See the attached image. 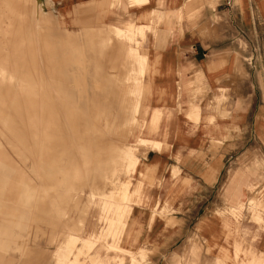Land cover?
Masks as SVG:
<instances>
[{
    "label": "rangeland",
    "instance_id": "1",
    "mask_svg": "<svg viewBox=\"0 0 264 264\" xmlns=\"http://www.w3.org/2000/svg\"><path fill=\"white\" fill-rule=\"evenodd\" d=\"M11 3L12 6L5 13L6 17L0 21V66L7 67V71L0 72V86H3L0 87V95L9 94L8 91L12 90L14 92L11 95L16 93L19 96L23 95L22 97H41L38 88H42V85L37 83L34 75H26L19 85L14 83V79L12 80L11 74L18 72L46 73L45 70H33L30 67L45 66L48 61L39 58V54L36 53L34 57L38 59H33V54L29 51L31 47L25 49L24 44L20 43H27L19 25L24 24L28 16L29 1L11 0ZM196 4V0H190L188 5ZM41 12L42 15L49 16V6L43 5ZM179 18L182 19V15ZM196 18L197 14L193 12L189 15L191 21ZM144 33L146 29H131L129 33L131 36L123 35L120 38L115 37L116 41H111L113 44L126 42L127 46L98 44L95 48L96 52L91 53L95 67L99 64L110 65L112 72L118 68L124 71L122 75L113 76L110 80L116 81L112 89L123 91L120 95L125 102L122 106L126 109H118V104L115 102L103 103V100L99 99L101 96L99 91H94L96 109L83 111L90 113L92 119L96 114L105 115L108 122L107 129L100 136L98 146H92L84 157L74 158L66 168H63L62 174L57 171V176L61 178L59 182L46 181L47 188H42L36 173L37 168L33 163L35 156L33 153L22 152L16 148L17 142L28 143L37 154L40 138L36 130H24L18 136V140L0 134V264H71L75 260L80 264H131L133 255L137 264H201L203 239L198 235H204V231L215 229L224 230V237L214 238V244H218L221 241L219 239H222L229 244L231 241L235 242L238 247L237 250L235 248L233 256L221 251L216 264H239L237 263L239 258H250L258 249L264 247V238L261 237L264 233V151L260 147L255 145L254 156L247 161L246 159L240 161L236 166L241 171L239 173L241 177L251 179L250 185L245 188L244 204L240 207L231 203L215 205L218 197L212 190L196 193L195 197L189 200L192 191H185L178 185L180 172L177 169H173L169 181H162L142 162L141 156L155 147L139 141V136L140 139L144 138L149 127L148 123L147 125L144 123L150 116L146 106L149 95L145 78L148 64L140 62L141 59L138 60L139 55H144L143 46L133 44L136 43L137 37L144 38ZM97 34L94 35L95 42L102 41ZM110 34L113 38V34ZM102 47L104 50L100 55L99 51ZM119 48L124 56L121 57L122 62H119L117 52ZM55 56L58 54L56 53ZM61 62L59 58L53 69H64ZM115 62L121 63V66L117 67ZM16 66L20 69L23 66V69L18 71ZM66 73L69 74L67 69L61 75L55 74L60 95L64 98V92L69 91L71 94L67 93V95L74 97L78 105L87 106L85 95L77 96L73 77L67 76ZM100 79L96 78L92 81L94 88L95 81ZM31 93L32 95H28ZM197 93L196 98L201 96L200 92ZM32 103L26 102L20 105L28 110H34L29 109L28 106L34 107L39 104L35 101L34 105ZM64 104L65 101H62V105ZM192 104L190 111L194 107H199L195 101ZM133 105H138L139 108L143 105V108L131 113ZM215 105L220 107V103H213L210 108L214 109ZM104 106L109 108H97ZM59 110L62 111L60 122L63 125L60 135L78 144L85 135L83 115H75L71 107L68 110ZM1 111L5 112L7 109ZM9 111L13 112L12 109ZM64 113L72 115L68 118L70 122L67 126H64ZM132 115L136 116V120H131ZM190 120L195 122L193 118ZM73 121L78 125L76 133H74L76 126L73 125ZM41 139L44 140V146L48 150L45 155L52 156L63 150L61 144L50 136ZM131 158H137L139 162L128 167V160ZM54 174V169L47 168L43 179H51L56 175ZM19 185L22 186L20 187L22 191L23 188L24 190L30 188L26 195L16 196ZM183 202H186V206L175 205ZM35 207L45 211L47 215L43 214L32 220L31 213ZM55 208L57 212L54 211ZM12 212H16L17 215ZM258 212H261V219L258 218L260 220L253 217ZM208 217H211L210 221H204ZM28 229L30 234L39 233L36 242L31 244L32 250L29 255L24 253L25 250L27 251L28 242H24L23 238L27 234L25 230L27 232ZM39 229L40 232L35 233ZM70 236L95 242L90 249L83 248L82 241H77L69 247L67 239ZM158 246L162 247V251L156 259ZM168 249L171 252L179 249L181 253H176L175 258L170 260L166 255ZM207 253L214 254L212 249H208ZM106 256L108 258L106 262L98 259Z\"/></svg>",
    "mask_w": 264,
    "mask_h": 264
},
{
    "label": "crops",
    "instance_id": "2",
    "mask_svg": "<svg viewBox=\"0 0 264 264\" xmlns=\"http://www.w3.org/2000/svg\"><path fill=\"white\" fill-rule=\"evenodd\" d=\"M50 1L53 2V7H49L50 14L52 11L55 14V21L50 28L52 43L60 46L63 40L57 30L59 24L64 31L74 32L83 47L89 84L83 86L85 89L74 84L75 79L81 76V69L77 66L66 68L69 72L66 75L73 77L77 96L84 94L87 106L78 105L74 97L67 95L69 91L64 92L62 98L57 89L55 74L61 75L66 69H53L60 56H49L46 58L48 64L45 65V72L53 84L42 86L39 90L41 97L49 100L40 101L39 106L29 109H40L43 104L49 110H68L71 106L82 111L96 109L93 96L95 90L101 94L99 99L103 103L115 102L118 109H126L122 106L124 101L120 95L123 91L112 89L116 81L110 80L113 76L122 75L124 71L118 68L112 72L110 65L99 64L95 67L91 53L96 52L98 44L116 47L128 45L126 42L111 43L112 40L116 41L115 28L126 31L144 28V38L137 37L133 45H142L148 59L145 78L149 93L146 106L150 116L147 123L154 111H159L161 115L158 129L148 134L147 128L145 133L147 139L159 144V148L149 149L141 156L142 162L162 181H169L173 169H177L180 172L178 185L185 191H192L189 200L196 193L212 190L218 197L215 205L231 203L240 207L244 204L245 188L250 185L251 179L241 177V171L236 166L240 161H247L254 156L255 145L264 151V0H196L194 6L188 5L190 0H146L142 4L134 0ZM192 12L197 14L194 21L189 19ZM96 33L102 41L95 42ZM117 52L119 62H122L121 57L124 56L121 49ZM119 62L114 64L121 66ZM102 77L107 78L104 89H95L92 81ZM197 92L201 96L196 98ZM52 97L61 99L53 101ZM62 101H65L64 105ZM193 101L199 107L190 111ZM213 103H220V107L215 105L211 109ZM97 108L108 109L109 106ZM87 115L91 116L88 112ZM43 141L40 139V144L44 145ZM61 146L63 150L52 156L45 155L48 151L45 146L44 150H36L37 154L35 150L26 151L33 153L35 161L39 160V171L36 170V173H41L42 179L47 168L55 170L56 175L51 179H43L44 184L46 181L59 182L61 178L57 176V171L62 174L63 168L74 158L88 154L82 152L75 155L68 164L61 166L59 159L64 152V146ZM35 161L33 163L37 168ZM183 204L186 206V202L175 205ZM54 211L58 210L55 208ZM253 217L260 220L261 212ZM209 218L204 221H210ZM29 231L25 230L27 234L23 237L24 242H28L27 251H24L28 255L32 250L31 244L39 237V233L34 235ZM203 233L198 235L203 239L201 264H216L221 251L232 256L235 254V248H238L235 242L229 244L219 239L221 241L214 244V238L224 237V230H207ZM161 249L159 246L156 248V259L161 255ZM182 249L184 253V247ZM208 249H212L214 254H208ZM176 253L181 252L179 249L176 252L168 249L166 255L171 260ZM104 261H108L107 256ZM237 263L264 264V247L250 258H239Z\"/></svg>",
    "mask_w": 264,
    "mask_h": 264
},
{
    "label": "bare ground",
    "instance_id": "3",
    "mask_svg": "<svg viewBox=\"0 0 264 264\" xmlns=\"http://www.w3.org/2000/svg\"><path fill=\"white\" fill-rule=\"evenodd\" d=\"M28 1H29V10H28V14H27L28 16L26 17L24 24L19 25L20 31L23 32V36L25 37L27 43H23V42H20V43L24 44L25 49H27V47H31L29 51L32 52L33 59H36V60L38 59V57H34L35 53L39 54V58H42V59L49 58V56L54 57V55L57 53L58 56H60L59 58H61V60H62L61 65L64 66V69L68 68L69 66L79 67L81 69V76L75 79L74 84H76L77 87H82V88H84L83 86H87L88 83H87V79H86V70H87L86 61H85L84 54H83V47L79 44V41L77 40L76 34L74 32H70V31H66V30L64 31L62 29V25L57 24V30L62 34L63 40H62L60 46H55L51 41V35H50L51 24L53 23L52 21H55V14L52 11V14H50L49 16H46V15L44 16V15H42V12H41V7L43 5L44 6L49 5V7L52 8L53 2L50 0H45V2L43 0H28ZM134 1H136L138 4H142L146 0H134ZM11 6H12L11 0H0V21L3 20L4 17H6L5 13H7L9 11V8ZM141 30H144V28H141ZM129 33H130V31H126L123 29H118V28L114 29V37H117V38H120L123 35H130ZM144 36H145V33H144ZM103 50H104V47H102L101 53H103ZM131 50L135 51L134 48H131ZM43 53H44V56H43ZM121 55H122V53H121ZM139 59H141V61ZM138 60L142 63L148 64V59L145 55H142V56L139 55ZM6 68H7L6 66H0V72L5 71V70L7 71ZM16 69H18V71H19V70L23 69V66L21 67V69L17 68V66H16ZM30 69L46 70V67L35 65V66L30 67ZM27 70H29V68H27ZM144 71H145V69H143V72ZM3 75L4 74H2V76ZM26 75H34L35 79L37 80V83L41 84L42 86H47V85L53 84L52 79L46 77V73L39 72V73L29 74V73L18 72L17 74H11L12 80L14 79L15 80L14 83H16V84L18 83V85L24 81ZM106 81H107L106 77H102V79L95 81V83H94L95 88L99 89V90H103L104 86L106 85ZM118 82H119V80H118ZM111 85H112V83H111ZM23 86H24V84H23ZM38 89H41V88H38ZM23 91H25V90H23ZM26 92H24V93L26 94ZM29 92H32V91H29ZM53 92H55V91L53 90ZM28 95H32V93L28 94ZM34 95H35V93H34ZM50 95H51V93H50ZM20 96L17 95L16 93L11 95V92L9 94L0 95V134L7 135L8 137L11 136V137H14L17 139L18 136L21 134V132H23L24 130L25 131L26 130H36V133L40 139L44 138L45 136L52 137L53 139L57 140L58 142H60L64 146V152H63L62 158L59 159V164H61V166L62 165L65 166L66 164H68L75 155L82 154V152H87L92 146H95V145L98 146L100 144L99 138L102 135V133L104 131H106L107 126H108L107 122L104 119V116L102 114H96L95 118L92 119L91 116H88L86 112L71 106V109H74V111H75L74 114L75 115L82 114L84 117V120H85V122L83 123V125H84V127H83L84 132L83 133H85V135L81 138V140L78 142V144H76L74 142V140L70 141L67 138H65L64 136L62 137L60 135V132H62V127H63V125L60 122V113H62L61 110H59V109H50L49 110V109H47V106H45L44 104H43V106L40 107V109L38 107V109L35 108L36 110L35 109L34 110H28L25 108V106L20 105L21 103H26V102L27 103L33 102L32 104L34 105V101H35V103L38 104L39 101L45 102V101H48L49 99H45L44 97H38V96L37 97L36 96L30 97V98L29 97H22L23 95L21 97ZM56 96H58V95H56ZM51 99L53 101L59 100L58 98L56 99L53 97ZM36 101H38V102H36ZM24 105H27V104H24ZM35 106L36 105H34V107ZM4 107L12 109L13 112H10L9 110H7L5 112L1 111V110H3ZM28 107H30V106H28ZM32 108H30V109H32ZM137 109H139L138 105H133V109H132L131 113H136ZM64 114H65L64 126H67L68 123L70 122V121L68 122V118H70L72 115H69L68 113H64ZM160 115H161V113L159 111L153 112V116H152V118L148 124L149 125L148 134H152L153 132H155L158 129V125H159V121H160ZM131 120H136V116L132 115ZM144 123H146V125H147V121H145ZM144 123H143V125H144ZM53 125H55V126L53 127ZM73 125L76 126L75 130H74V133H76V128L78 125L74 121H73ZM69 131H71L70 127H69ZM94 139H95V141H94ZM12 140L14 141V139H12ZM139 141L144 143V144H150L152 146L159 148L158 143H155L154 141H150L145 136H144V138H141V139L139 136ZM16 144H17L16 148L18 150H22L25 152L26 151H32V149H30L31 147L28 146V143L17 142ZM44 149H45V147H44L43 143L39 144L37 146V150H39V151L44 150ZM0 153H1V151H0ZM32 159H33V157H32ZM34 161H35V159H34ZM137 162H138L137 158H131L130 160H128V167L135 165ZM35 163L37 165L36 170L39 171V160L36 159ZM38 176H39V179L41 182V187L44 189L47 188V186L43 183L42 174L38 172ZM20 187H22V186H20V185L17 186V189L19 191H17L16 196L23 195V194L26 195L28 193L27 191L30 190V188L27 187L25 190L23 188V191H22V189ZM12 214L17 215L16 212H12ZM43 214L47 215L46 212L44 213L39 208H37V207L33 208L32 213H31L32 220H34L37 216H40ZM68 226H69V224H68ZM4 231H6V229H4ZM77 241H82L83 242V248H85V249H88V248L90 249L95 242V241L93 242L92 240H89V239H80L78 236H70L67 239V245L69 247H71ZM16 242H19V241H16ZM109 247H111V246H109ZM119 249H121V248H119ZM105 258L106 257L98 258V259H100L103 262V260H105ZM130 263L131 264H137V260L135 258V255L132 256V260ZM71 264H80V263H78L75 260V261H72Z\"/></svg>",
    "mask_w": 264,
    "mask_h": 264
}]
</instances>
